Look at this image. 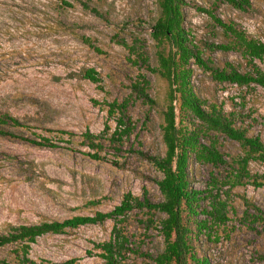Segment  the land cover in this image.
<instances>
[{"label": "rangeland", "instance_id": "1", "mask_svg": "<svg viewBox=\"0 0 264 264\" xmlns=\"http://www.w3.org/2000/svg\"><path fill=\"white\" fill-rule=\"evenodd\" d=\"M71 7L59 8L57 0H0V112H6L23 127L3 128L21 137L0 135V233L7 225L32 224L42 220H62L74 215L106 212L119 203L125 192L141 197L142 190L151 201L161 200L156 185L158 172L144 157L135 153L162 155L159 124L165 106L166 81L133 65L123 40L134 38L144 43L151 65L155 63L156 42L149 36L150 26L158 15L156 0H68ZM85 2L97 13L80 5ZM250 7L239 10L214 0H185L183 26L202 50V58L214 67L231 63L238 71L248 70L245 58L235 50L209 51L202 42L228 40L206 10L223 21H232L264 43V0H249ZM204 9V10H200ZM86 37L101 52L83 41ZM164 48H167L166 43ZM132 58V56H130ZM264 72V56L254 60ZM191 83L195 94L207 102H222L232 109L230 98L243 96L242 114L255 121L248 134H257L264 142V87L251 88L216 82L208 71L191 65ZM84 68H93L99 82L81 76ZM137 72L149 81L147 92L155 104L149 107L134 100L127 108L133 130L121 144L109 141L115 128V114L108 116L105 102L120 101L130 89ZM92 100L102 102L93 104ZM244 124L249 122L246 117ZM106 126V128H104ZM71 131L68 137L55 130ZM102 131L101 148H91L80 133ZM44 136L54 147L38 146L22 139ZM217 148L225 158L240 153L237 143L214 135ZM96 153L100 158L88 154ZM250 173L264 179V163L249 162ZM211 166L190 160L187 166L190 185L203 189ZM247 199L264 211V185L243 184L229 192V220L214 233L217 240L198 234L193 242L197 257L208 264H264L263 225L250 228L239 217ZM163 214L132 209L117 225L128 239L132 252L123 264H153L143 253L155 255L162 247L157 220ZM154 220L146 226V219ZM203 218V215H198ZM112 219L101 223L65 228L61 233H44L29 243L27 256L32 260L59 262L76 258L79 264H101L94 243L109 238ZM156 226V227H154ZM18 245L0 246V259L17 264ZM17 251V252H16ZM190 264V263H188Z\"/></svg>", "mask_w": 264, "mask_h": 264}, {"label": "trees", "instance_id": "2", "mask_svg": "<svg viewBox=\"0 0 264 264\" xmlns=\"http://www.w3.org/2000/svg\"><path fill=\"white\" fill-rule=\"evenodd\" d=\"M59 8L71 7L68 0H57ZM230 5L239 10L250 7L249 0H214ZM80 5L97 13L94 7H89L85 2ZM158 15L149 29V36L156 42L154 51L155 63L151 65L149 56L144 49V43L134 38L130 44L120 40L126 48L128 58L133 65L164 79L167 84L165 92V106L161 112L159 124L160 137L164 145L162 155L148 154L141 150L135 153L144 157L158 172L160 178L156 185L161 195V200L151 201L142 190L141 197L130 192L122 194L118 204L111 210L102 212L94 211L91 215H74L62 220H42L32 224L7 225L5 231L0 233V246L8 243L18 245L17 264H79L77 259L67 258L59 262L48 260H32L27 256L29 243L36 236L44 233H61L65 228H75L84 224L101 223L106 219L114 221L110 236L107 240L94 243L99 249L98 256L101 264H123L127 252H132L128 246L127 237L121 233L119 226L123 216L132 209H144L146 212L158 211L163 214L157 220V232L162 239V247L152 256L143 253L153 264H208L204 256L197 257L193 242L198 234H203L207 239L217 240L215 231L225 228L229 220L228 204L230 190L239 185L250 184L254 187L264 185L260 175L250 173L247 168L249 162L264 163V142L257 134H248L249 126L254 117L249 113L242 114L244 106L243 96L238 102L230 98L232 109L226 111L222 102H207L199 98L192 87L191 65H196L208 71L210 78L216 82H227L236 86L251 88V84L264 87V72L261 71L254 60L264 56V43L251 36L232 21H223L210 10H206L212 21L217 25L228 40L223 43L202 42V47L209 51L235 50L245 58L248 70L238 71L231 63L224 62L222 67H214L210 60L203 59L202 50L193 42L188 29L183 26L182 7L185 0H156ZM204 10V9H200ZM83 41L94 51L101 50L94 46L90 40L83 37ZM166 43L167 48H164ZM132 56V58H130ZM81 76L90 82H99L97 72L93 68H84ZM149 81L143 73L137 72L129 84V93L120 101L105 102L108 116H115V128L109 136V141L121 144L123 139H128L133 130V122L127 114V108L134 100H140L149 107L155 104L148 92ZM93 104H101L92 100ZM249 122L244 124L245 118ZM23 127L24 123L16 117L0 112V135L21 137L3 126ZM106 128V126H104ZM59 134L74 135L71 131L58 129ZM215 134L235 142L240 148V153L231 156L228 160L216 146ZM80 137L91 148H101L99 139L102 131L93 134L88 130L81 132ZM38 138L22 139L33 145L54 147L44 136ZM92 158H100L96 153L88 154ZM190 160L211 166L219 170L209 178L203 189H196L190 185L187 166ZM244 209L238 220L250 228L253 224L263 225L264 211L252 202L243 199ZM203 215V218H198ZM154 220L146 219V226ZM154 226V227H156ZM16 251V252H17ZM0 264H8L0 259Z\"/></svg>", "mask_w": 264, "mask_h": 264}]
</instances>
